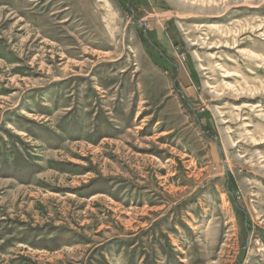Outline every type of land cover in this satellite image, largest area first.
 I'll use <instances>...</instances> for the list:
<instances>
[{"label":"rangeland","instance_id":"1","mask_svg":"<svg viewBox=\"0 0 264 264\" xmlns=\"http://www.w3.org/2000/svg\"><path fill=\"white\" fill-rule=\"evenodd\" d=\"M75 106L122 131L56 149L13 121ZM1 126L39 167L0 174V264H126L141 230L161 264L167 237L182 264H264V0H0ZM106 179L121 200L75 192Z\"/></svg>","mask_w":264,"mask_h":264},{"label":"trees","instance_id":"2","mask_svg":"<svg viewBox=\"0 0 264 264\" xmlns=\"http://www.w3.org/2000/svg\"><path fill=\"white\" fill-rule=\"evenodd\" d=\"M125 6H127L129 0H124ZM128 9V8H127ZM129 10V9H128ZM144 40L146 44L150 47V49H153L155 52L154 55H158L159 59L162 61H165L167 63L168 60L165 56H162L160 51L156 50L155 47L150 44V42L146 39L144 36ZM19 72L23 73L19 67L16 68ZM168 70V69H167ZM176 71V67L175 70ZM174 73V72H173ZM108 85V84H104ZM93 92H97L95 88H91ZM57 90L55 89V86L52 85L51 87H46V90L44 93L41 94V96L56 94ZM38 104V103H37ZM41 104V103H40ZM40 107L41 110H37L39 112H42V114H52L54 110H52L50 107L43 106L41 104ZM28 110L31 111L32 109L28 107ZM105 109H102L100 113L96 114V117L94 118L93 126L90 133H87V123H85V116L82 114L81 109L78 107H74L70 109L64 116H62L61 120L58 122V127H49L47 125H40L36 123L35 121H30L28 118H24L19 116L18 118H14V122L16 126H21L24 128L27 133L29 134V137H31L33 140L38 139L41 141L42 144H44L47 147L50 148H60L63 143L67 140L77 141V139H85L89 143L97 144L100 141H102L106 136L108 137H117L120 132L122 131L121 128L114 125V123L111 122L110 117L106 114ZM96 112V111H95ZM135 114L134 110H132L130 116H133ZM129 120L127 121V126H130ZM6 129V130H5ZM6 131L8 136H12L10 130H7L4 126L0 127V131ZM18 142H23V140L18 139ZM2 143V144H1ZM10 144V143H8ZM25 144V143H24ZM13 146H15V149L9 148L7 146V142L2 139L0 141V155L4 157L3 163H0V174L3 172V169L7 171V169H13V172H9L8 175H11L12 177L19 179L20 181L25 182H32L35 173H33L32 168L39 167V158L38 156L30 151V148L32 147L31 144H28L26 147L29 148L27 151L29 152L30 156L25 153V148L19 147V144L16 142H13ZM76 167L78 168L79 165L74 164H68V162H54L50 161L47 167L54 168L60 172H70L75 173V175H78L82 172L79 168L77 171H74L72 168ZM25 168L28 170V172L31 174L28 177H25L21 175V170ZM38 169V168H37ZM86 169V168H85ZM36 172V171H35ZM24 177V178H22ZM102 178V177H101ZM96 179V178H95ZM107 180V188H100L99 190L93 188L92 191L87 193L88 191H85L87 187H81L78 188L75 192L77 195L89 197L93 195L94 193L101 191L104 194H109L110 196L121 200L119 197L122 191V187L117 191L113 192L112 188L113 186L109 185V181ZM101 180H94L89 186H93L95 183L100 184ZM93 184V185H92ZM129 202V201H128ZM36 230V229H35ZM149 231L141 230L140 233L137 234V236L131 240H123L121 242L116 241L117 245L120 248H126L130 250V254L128 255V258L126 259V264H161L158 261V257H160L157 254L150 255V251L147 249V246L145 245V237L146 234ZM161 234L162 238L166 239L167 234L159 233ZM264 238V236H263ZM165 245L163 243H159L160 239L158 240V244L162 249L163 254L168 258V263L172 264L171 260L175 262V264H182V262H179V252H175V248L171 247L172 244L168 241ZM112 244V242L110 243ZM105 245V244H104Z\"/></svg>","mask_w":264,"mask_h":264},{"label":"crops","instance_id":"3","mask_svg":"<svg viewBox=\"0 0 264 264\" xmlns=\"http://www.w3.org/2000/svg\"><path fill=\"white\" fill-rule=\"evenodd\" d=\"M25 228H29V227H25ZM43 228H45V226H44V227H41V226H40V230H42ZM23 229H24V228H23ZM0 242H2L1 245H0V246H2V245L4 244V242H5V240H2V238H0ZM4 247H5V246H4ZM43 249H47V248L44 247ZM48 250H49V249H48Z\"/></svg>","mask_w":264,"mask_h":264},{"label":"water","instance_id":"4","mask_svg":"<svg viewBox=\"0 0 264 264\" xmlns=\"http://www.w3.org/2000/svg\"><path fill=\"white\" fill-rule=\"evenodd\" d=\"M140 25L144 27V26L147 25V23H146V22H144V23H141V22H140Z\"/></svg>","mask_w":264,"mask_h":264}]
</instances>
